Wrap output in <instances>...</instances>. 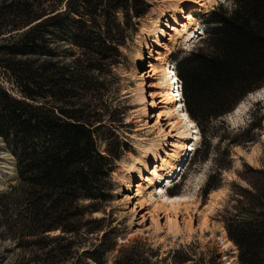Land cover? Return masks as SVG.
Wrapping results in <instances>:
<instances>
[{
  "label": "trees",
  "instance_id": "16d2710c",
  "mask_svg": "<svg viewBox=\"0 0 264 264\" xmlns=\"http://www.w3.org/2000/svg\"><path fill=\"white\" fill-rule=\"evenodd\" d=\"M143 6L146 0H0V137L15 157L18 178L0 192V240L15 242V264H107L117 246L118 229L93 215L111 199L110 173L120 156L110 144L101 153L108 139L98 131L115 135L88 95L125 39L117 14L140 18ZM206 24V50L178 64L187 110L205 140L204 121L264 88V0L221 5ZM240 176L249 187L235 186L224 230L240 264H264V168L247 165ZM215 187L210 180L204 194ZM194 254L171 252L163 264H221L219 254L210 261ZM151 256L158 253L132 247L114 264H156Z\"/></svg>",
  "mask_w": 264,
  "mask_h": 264
},
{
  "label": "rangeland",
  "instance_id": "374dc122",
  "mask_svg": "<svg viewBox=\"0 0 264 264\" xmlns=\"http://www.w3.org/2000/svg\"><path fill=\"white\" fill-rule=\"evenodd\" d=\"M160 1L162 0H146V7H142V9L146 8L145 13L140 18H134L133 20H130V17L125 14L124 10L119 11L115 21L123 27L125 31V39L118 48L119 54L115 58L114 65H112L110 70L105 74H96V76L99 75V84L93 87L88 95L89 100L97 106L96 108L102 113L104 112L105 123L107 127H112V131L115 135H109L107 129H101L98 131L99 135H102L104 139H108L107 141L101 142V153L106 154L108 145L110 144L113 153L120 156L118 159L114 160L112 171L110 173V183L112 184V189L110 191L111 199L101 211L93 215V218H104L107 228L111 226L112 228H117L119 231L116 236L117 246L113 252L108 254L107 264H114L123 251L129 250V248L132 247H138L141 250L145 249L146 251L150 248L153 251H156L158 256L150 257L152 263L156 264H163L164 259H166L171 252L173 254L181 249H192L197 259H201L202 257L207 261H210V259L215 257V254H219L218 260H216L217 263L226 264V260H232L231 264H240L237 247L235 246V248H233L230 246L227 249L223 248L219 238L222 236L221 228H224L222 218L227 211H232L233 206L236 205V198L238 196L236 195L235 186L249 187L247 182L244 181L243 177L240 175L243 174V172H246L247 165L255 169L264 168V99L250 103L247 111L239 119L231 116L239 104L248 99V96L250 95L248 94L233 111L227 113L223 117L217 118L216 120L204 121L202 126L207 132V140H205L201 132V126L191 117L201 135L200 144L198 148L195 149L194 154L190 155L191 157L184 162L180 159L181 162L175 165L176 168L171 174L173 176L176 172L175 180L172 183H167L165 185V179H171L172 176L165 177L160 182L159 187L162 186V188H167L169 195L174 197L181 196L184 192L195 195L198 203L196 211H194L195 209H191L194 211L191 213L194 220L193 231L190 232L185 229L186 223L189 220V215L186 214L185 211H182L177 218L183 232L178 236L167 234L165 228L167 219L165 214L161 211L155 213L152 205L150 206L149 202L146 203L147 195L141 198L139 196L137 197L139 182L144 183L145 191L146 180L140 181L137 179L130 183L126 188L123 184L118 185L116 182L118 172L122 170L120 162L124 158H128V155L137 156V145L139 144L138 140L140 138L153 139L156 136L155 133L158 128H163L164 130H167V132L170 131V129H167L169 123L168 120L165 116L161 115L162 111H165L162 99L159 96H155L154 102L156 104L154 103L155 106L153 105V107L149 109L150 118H148V123H150V126L152 127L156 123V127H154L155 130L149 131L150 129L144 126L146 118L141 115L140 111L142 107L136 101L135 96L137 91L135 89L138 87L137 77H135L136 71L134 69L135 60L139 61L141 53L146 52L144 48L141 47L137 50L135 49L138 47V41L144 40V38H141L144 28L149 26V32H153L158 25L160 17L158 18L157 15L154 14L153 9L159 5ZM188 2H190V0H184L182 4ZM221 5L225 8L232 9L234 7V0L219 1L213 10L205 11V9L198 6L187 9L185 17L177 20L176 25L172 24L171 28L181 30V26L188 24L186 16L189 14L195 19H200L204 28L203 33L201 35L198 34L200 35L198 38H193L191 40L186 39V41L181 44H177L175 40L171 38H176L174 30L166 29L167 36L165 34L164 40L160 37L162 44L158 47H152V51L154 52L147 54L148 59L146 65L138 70V72L145 75L143 79H145V93L149 103L152 102L150 92L155 94V92L158 91L155 87L156 79H154V73L150 65L157 63L156 59L159 54H165V46H168L173 51L168 62L172 60L177 67L179 62L189 56L194 50L199 48L206 50V45H204L203 39H205L207 30L210 27L206 24V21H208L211 13ZM130 11V15L133 16L132 8H130ZM171 15L173 16V13ZM163 17L164 19H168L169 14L164 15ZM86 20L89 19L86 18ZM153 21L154 25L150 27L148 24ZM63 39L64 37L59 35V40ZM187 41L192 42L187 44ZM59 42V44H63V41ZM4 85L9 89L11 88L7 83ZM259 90L261 89L252 93L254 94ZM12 93L17 95L16 91H12ZM134 96L135 98H133ZM136 104L138 105L136 106ZM159 115L161 117L158 120ZM139 118H142L141 120L143 121ZM255 125L258 127L255 128ZM250 139H253L254 141L251 142ZM192 140L193 139H190L185 142L189 147L183 145L186 147L185 149L188 154L189 151H187V148L190 149L194 144V142H190ZM173 141L174 138L168 137L166 141L167 146L164 147L165 151L172 150L173 147L171 146ZM234 141L237 143L239 142V144L235 143L232 145L231 143ZM121 145H125V147H122ZM183 149L184 148H182V151ZM227 151L229 153H226ZM8 152L10 151L0 137V156L3 155L2 153ZM163 155L164 154H162V156ZM11 156L12 158L14 157L13 155ZM4 162L3 159H0V192L6 191L10 185L16 184L18 179L16 176L17 174H15V157L9 161L11 170L2 168V163ZM160 163L161 162H157V165L162 166ZM155 165L156 164L152 162L149 171L152 170ZM178 165L182 166L178 169ZM221 166L227 168L218 171ZM130 172H132V174L134 173L135 177L143 176V178H146V176H153L150 175L149 172L148 174H142V172L138 170L136 171L135 169H131ZM219 173L220 175H218ZM210 180L212 185H215L216 187L212 189L208 195H205L203 189L208 183H210ZM213 191H224V194L221 195L215 210L209 215L210 223L207 230L202 231L200 228V213H202L204 208L208 205L210 195ZM125 196H129L130 200H126ZM141 205L143 207H141ZM152 213L155 216H153ZM152 217L159 219V224L163 228L162 231H156ZM105 232L106 231H103L100 237H102ZM59 233L60 232H56L52 235H58ZM92 243L94 242L90 241V243L83 246L84 251L90 248V244ZM15 247V242L10 239L0 240V264L16 263L20 255V250ZM147 254L150 255L149 253ZM190 263L192 264L193 262Z\"/></svg>",
  "mask_w": 264,
  "mask_h": 264
},
{
  "label": "bare ground",
  "instance_id": "6f19581e",
  "mask_svg": "<svg viewBox=\"0 0 264 264\" xmlns=\"http://www.w3.org/2000/svg\"><path fill=\"white\" fill-rule=\"evenodd\" d=\"M183 1L184 0L160 1L159 5L153 9L154 14L157 15L158 18L160 17V21L158 22V25L155 27L153 32H149L150 31L149 26L144 28L141 36V38L142 39L144 38V40L138 41V47L135 49L137 50L139 47H141L144 48V50L146 51L145 53H141V56L139 57V61L135 60V66H134V69L136 71L135 77H137V81H138V87L137 89H135L137 90L135 96H136V101L142 107L140 113L146 118L144 126L148 127L150 129L149 131L155 130L154 127H156V123L155 125H153V127L150 126V123H148V118H150L149 109L152 108L155 103L154 102L155 96H159L162 99V104H164V110H165L162 111L161 115L165 116L166 119L168 120L169 123L167 125L168 126L167 129H170V131L167 132V130H164L163 128H158L157 132L155 131L156 136L153 139L140 138L138 140L139 144L137 145L138 157L134 155H128V158H124L120 162L121 163L120 167L122 170L118 172V175L116 177L117 184L118 185L123 184L125 188L128 187L130 183L134 182L137 179H139L140 181L146 180L145 191H144L145 189L144 183L139 182L137 197L139 196L141 198L147 195L146 203L149 202L150 206L152 205V208L155 210V213L161 211L165 214V217L167 219V223L165 225L166 232L167 234H171L173 236H178L183 232V230L180 228L177 218L178 215L182 213V211H185L186 214L189 215V220L186 223L185 229L190 232L194 230V220L191 213L196 211L198 202L196 201L195 195L190 194L188 192L187 193L184 192V194H182L181 196H175V197L170 196L169 193L167 192V188L164 187L162 188V186L159 187L160 182L162 181L163 178L170 176L174 172V169L176 168L175 165L179 164L181 160L182 162H184L189 157H191L190 156L191 154H194L195 149L198 148L200 144L201 135L199 133V130L195 122L188 117L189 114L185 110L184 106L186 105L183 104L181 95L179 93H176L177 91H175V85L180 81V79L177 76L175 63H173L172 60L168 62L169 58L172 56L173 53L172 49L169 48L168 46H165V54L164 55L159 54L158 58L156 59L157 63L150 65L154 73L153 74L155 77L154 79H156L155 87L158 89V91H156L155 94L150 92V97H152L151 103H149V101L147 100V95L145 93V84H144L145 79H143L145 75H143V73L141 72H138V70L142 69V67L146 65L148 59L147 54H151V52H154L152 51V47H158L159 45L162 44V42L160 41V37L161 39L164 40L166 29L174 30L176 38L175 37L174 38L171 37V38L174 39L177 44L178 43L181 44L182 42L186 41V39L191 40L193 38H196L198 34L203 33V28H204L203 23L200 21V19H195L190 14L186 16L188 20V24L181 26V30H177L176 28H171L172 24L173 25L177 24V20L185 17L187 9H191L198 6L205 9V11L213 10L217 5V3L223 0H190V2L184 3L185 5L182 4ZM172 13L173 16L171 15ZM167 14H169L168 19H164L163 16ZM148 25L152 27L154 25V21ZM135 96L133 98H135ZM263 99H264V88L260 91H257L254 94H250L248 96V99L245 100V102L239 104V106L234 110L231 116H234V118L237 117L239 119L247 111L250 103ZM137 105L138 104H136V106ZM160 117L161 116L159 115L158 120ZM168 137L174 138V141L172 142L173 144L171 146L173 148L172 150L167 149L168 151H165L164 147L167 146L166 141ZM190 139H193L191 142L192 143L194 142V144L190 149L187 148V151H189L188 154L185 148L189 146L185 142L189 141ZM183 145H185L186 147H184ZM182 148H184L183 151ZM2 154L3 155L0 156V159H3L6 162V163L5 162L2 163V168L11 170L9 161L13 159L12 156L9 153H2ZM162 154L164 155L162 156ZM152 162L155 163L156 165L152 168V170L149 171ZM157 162H161L160 164H162V166L157 165ZM180 166L182 165H178L177 168L179 169ZM131 169H135L136 171L138 170L142 172V174L144 173L148 174L149 172V174L153 176H146V178H143V176L135 177L134 173L132 174V172H130ZM165 182H166L165 185L167 183H172L170 179L167 178L165 179ZM223 194L224 191H213L211 193L210 201L208 202V205L204 208V211L200 213L201 215L200 228L202 231L207 230V227L209 226L210 223L209 215L215 210L216 206L218 205V201L221 198V195ZM125 197L126 200L127 199L130 200L129 196H125ZM141 207L143 206L141 205ZM191 209H195V210L192 211ZM153 216L155 215L153 214ZM153 222L155 223L156 231H162L163 228L159 224V219L153 218ZM221 234L222 236L219 239L222 244V247L227 249L228 247L232 246L233 248H235L233 244L228 240L226 231L224 230L223 227L221 228ZM231 261L226 260V264H231Z\"/></svg>",
  "mask_w": 264,
  "mask_h": 264
},
{
  "label": "built area",
  "instance_id": "2783aa9c",
  "mask_svg": "<svg viewBox=\"0 0 264 264\" xmlns=\"http://www.w3.org/2000/svg\"><path fill=\"white\" fill-rule=\"evenodd\" d=\"M177 76H178V74H177ZM175 91H177L176 93H179L182 96V93H183V82L181 81V79H180V81L178 83H176ZM182 102L185 105L184 101H182Z\"/></svg>",
  "mask_w": 264,
  "mask_h": 264
}]
</instances>
